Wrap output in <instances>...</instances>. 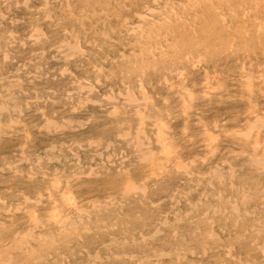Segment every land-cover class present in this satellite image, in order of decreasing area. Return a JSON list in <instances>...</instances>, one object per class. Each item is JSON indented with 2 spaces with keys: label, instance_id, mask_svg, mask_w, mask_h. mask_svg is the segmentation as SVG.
<instances>
[{
  "label": "rangeland",
  "instance_id": "rangeland-1",
  "mask_svg": "<svg viewBox=\"0 0 264 264\" xmlns=\"http://www.w3.org/2000/svg\"><path fill=\"white\" fill-rule=\"evenodd\" d=\"M102 1L0 0V264H264V0Z\"/></svg>",
  "mask_w": 264,
  "mask_h": 264
},
{
  "label": "bare ground",
  "instance_id": "bare-ground-1",
  "mask_svg": "<svg viewBox=\"0 0 264 264\" xmlns=\"http://www.w3.org/2000/svg\"><path fill=\"white\" fill-rule=\"evenodd\" d=\"M93 1V0H92ZM99 1V0H98ZM104 1V0H103ZM102 1V2H103ZM204 1V0H203ZM224 1V0H223ZM230 1V0H229ZM94 2H95V0H94ZM97 2V1H96ZM106 2V1H105ZM104 2V3H105ZM108 2V1H107ZM120 2V1H119ZM201 2V1H200ZM205 2V1H204ZM215 2H217V1H215ZM219 2H221V1H219ZM219 2H218V4H219ZM231 2V1H230ZM89 3V2H88ZM87 3V4H88ZM124 3V2H123ZM127 3V2H126ZM223 3V2H222ZM86 4V3H85ZM85 4H83V5H85ZM86 4V5H87ZM215 4V3H214ZM225 4V3H224ZM223 4V5H224ZM227 4V3H226ZM97 5H98V3H97ZM123 6V5H122ZM76 7V6H75ZM91 7V6H90ZM116 7V6H115ZM120 8V7H119ZM205 9V8H204ZM204 9H201V10H204ZM70 10V9H69ZM134 10V9H133ZM126 12V11H125ZM202 13L204 12V11H201ZM206 12V11H205ZM73 14H74V12H73ZM72 15V14H71ZM122 15V14H121ZM120 15V16H121ZM116 17V16H115ZM124 17H126L125 16V14H124ZM172 18V17H171ZM223 19V18H222ZM221 19V20H222ZM122 20V19H121ZM196 20V19H195ZM119 21V20H118ZM225 26V25H224ZM132 27V26H131ZM140 28V27H139ZM139 28H137V29H139ZM38 30V29H37ZM178 31V30H177ZM10 32V31H9ZM150 32H152V31H150ZM248 32V31H247ZM144 33V32H143ZM169 33V32H168ZM179 34V33H178ZM37 37V36H36ZM146 37V36H145ZM148 37V36H147ZM224 44V43H223ZM73 48H74V46H73ZM77 48V47H76ZM75 48V49H76ZM78 49V48H77ZM74 50V49H73ZM65 53V52H64ZM73 53V52H72ZM7 55V54H6ZM195 66V65H194ZM213 75V74H212ZM210 76V75H209ZM247 77V79L248 80H251V77L252 76H246ZM247 85L249 86L248 88L252 91V88H253V85L251 86V84H248L247 83ZM220 86V85H219ZM141 87V86H140ZM192 88V87H191ZM263 90V89H262ZM178 93V92H177ZM145 94V93H144ZM135 95V94H134ZM188 96V95H187ZM192 92L190 91L189 92V97L190 98H192ZM145 97V96H144ZM136 98V97H135ZM148 99V98H147ZM136 100V99H135ZM134 103V102H133ZM135 103H137V102H135ZM134 103V104H135ZM144 103V102H143ZM131 104V103H130ZM127 105V104H126ZM1 106V109L3 110L5 107H6V105L5 104H1L0 105ZM129 106V105H128ZM136 109V108H135ZM253 110V109H252ZM137 111V110H136ZM139 111V110H138ZM183 112H185V111H183ZM142 113V112H141ZM135 115V114H134ZM137 115V114H136ZM151 116V115H150ZM257 117V119H255V121L256 122H262V123H264V116L263 117H259V116H256ZM254 121V122H255ZM48 126H51L52 125V122H48V123H46ZM141 124V123H140ZM140 124H138V125H140ZM56 125V124H55ZM163 125V124H162ZM138 127V126H137ZM232 127V126H231ZM262 127V126H261ZM250 130H248V129H246L245 131H243V129L242 130H235V131H237V133L239 134V135H243V136H245V137H247L248 138V136H251V128H253V126L252 125H250ZM141 130H143V129H141ZM140 130V131H141ZM264 130V127L263 128H261L260 130H258V131H256L255 133H256V136H254V137H252L251 136V139L249 140V141H251L253 138V147L254 148H258V146L261 144L260 143V141H261V139H260V136H261V133L262 132H260V131H263ZM137 131V130H136ZM164 131V130H163ZM129 132V131H128ZM225 132V131H224ZM223 133V132H222ZM121 134V133H120ZM219 135V134H218ZM136 136H138V135H136ZM145 136V135H144ZM120 137H121V135H120ZM146 137V136H145ZM150 137V136H149ZM216 137V136H215ZM138 138H139V136H138ZM137 138V139H138ZM162 138V137H161ZM163 139V138H162ZM210 139V138H209ZM215 139V138H214ZM239 139V138H238ZM216 140V139H215ZM240 140V139H239ZM137 142V141H136ZM206 142H208V141H206ZM263 142H264V139H263ZM210 143V142H209ZM138 144H139V142H138ZM208 144V143H207ZM264 144V143H263ZM134 145V144H133ZM148 146V145H147ZM135 147V146H134ZM161 147H163V146H161ZM215 148H213V150H214ZM145 150V149H144ZM149 150V149H148ZM167 151L169 150V148L167 147V149H166ZM212 150V149H211ZM263 151H264V149H263ZM165 152V151H164ZM169 152V151H168ZM166 154H167V152H165ZM230 153V152H229ZM242 153V152H241ZM244 153H245V151H244ZM144 154V153H143ZM150 154V153H149ZM76 155V154H75ZM151 155V154H150ZM245 155V154H244ZM205 156V155H204ZM250 156V155H249ZM248 156V157H249ZM251 159H252V161H254V162H256V163H259V164H261L263 167H264V154L262 153V155L259 157V158H257V156L255 157V155H253L252 157H251ZM152 160V159H151ZM248 161H250V160H248ZM178 164V163H177ZM181 164V163H180ZM159 166V165H158ZM159 169H161V168H159ZM177 169V168H176ZM180 169V168H179ZM91 171V170H90ZM150 171H151V169H150ZM149 171V172H150ZM260 171H262L261 169H260ZM213 175V174H212ZM232 177V176H231ZM219 179V178H218ZM221 180V179H220ZM55 182H57V181H55ZM209 182V181H208ZM61 183V182H60ZM231 183V182H230ZM57 185V184H56ZM127 187L126 188H129V189H132V188H136V186L134 185V184H132V182H129V183H127V185H126ZM57 187V186H56ZM123 193V192H122ZM51 196V195H50ZM64 197L68 200L69 199V194L68 193H64ZM73 199V198H72ZM74 201H75V199H74ZM72 202H73V200H72ZM69 204V203H68ZM54 207V206H53ZM234 208V207H233ZM80 209H81V207H80ZM79 209V210H80ZM83 209V208H82ZM235 210H236V212H238L239 213V210H238V208H236V206H235ZM225 211V210H224ZM83 212V211H82ZM85 212H86V210H85ZM220 212V211H219ZM28 215H30V213L28 214ZM52 217H59L58 216V214H57V211L56 210H54V215L52 216ZM72 219V218H71ZM10 220V219H9ZM35 221H37V220H35ZM70 225H75L74 223H72L71 221H69L68 222ZM63 228H65V226H63ZM61 229V228H60ZM155 235V234H154ZM212 235H216V234H212ZM218 235V234H217ZM263 247H264V245H263ZM249 264H254V263H252V262H249Z\"/></svg>",
  "mask_w": 264,
  "mask_h": 264
}]
</instances>
